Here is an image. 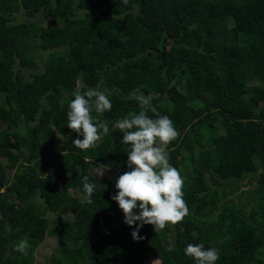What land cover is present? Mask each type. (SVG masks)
<instances>
[{"label":"trees","instance_id":"1","mask_svg":"<svg viewBox=\"0 0 264 264\" xmlns=\"http://www.w3.org/2000/svg\"><path fill=\"white\" fill-rule=\"evenodd\" d=\"M19 11L53 24L15 22ZM35 51L46 56L29 73ZM88 88L110 93L111 111L91 113L110 132L81 151L67 112L72 93ZM137 94L157 111L169 102L159 113L180 133L167 151L186 168L189 215L170 245L166 227L144 225L133 240L110 198L131 150L115 124L139 112ZM247 175L256 178L249 212L211 188ZM83 176L97 185L92 204ZM49 235L57 246L46 264H195L189 243L217 248L215 264H264V0H0V264H33ZM22 239L26 255L15 250Z\"/></svg>","mask_w":264,"mask_h":264},{"label":"clouds","instance_id":"2","mask_svg":"<svg viewBox=\"0 0 264 264\" xmlns=\"http://www.w3.org/2000/svg\"><path fill=\"white\" fill-rule=\"evenodd\" d=\"M123 3L127 4L128 0H123ZM72 96L74 98L68 104L67 127L82 137L73 139L72 144L81 151L89 150L110 132L106 119L97 120L91 115L93 111H111L110 93L99 88H88L83 92L77 90ZM135 99L139 102V112L115 124L122 133L121 143L130 145L131 150L127 153L128 171L118 176L115 181L116 193L110 198L122 211L123 223L135 226L131 232L133 240H141L143 237L138 235L141 227L151 225L157 233L168 224L182 222L189 215V208L184 199L185 181L180 171L169 163L167 151L168 145L180 133L168 115H161L157 111L151 96L137 94ZM106 170L107 165L95 166L98 178ZM81 183L86 202L92 204L96 183L89 182L88 176H83ZM29 248L27 239L15 245V250L25 255ZM172 250L170 247L169 251ZM184 254L193 258L195 264H215L220 259L217 248H205L203 243H189Z\"/></svg>","mask_w":264,"mask_h":264},{"label":"rangeland","instance_id":"3","mask_svg":"<svg viewBox=\"0 0 264 264\" xmlns=\"http://www.w3.org/2000/svg\"><path fill=\"white\" fill-rule=\"evenodd\" d=\"M102 14H107V11L103 10L101 12ZM16 16V20L15 22H26L31 23V22H35L37 24H40L41 26H47L48 24L53 22L49 19V18H45L44 17V12H40L38 13L34 18H27L23 15V13L21 11H19L18 13L15 14ZM35 55H36V65L34 67H32L30 70H28L29 73H37L41 71V62L40 60H42L46 54L45 53H37V51H35ZM127 99L129 100H133L134 98L133 96H126ZM131 101V103L133 104L134 102ZM41 102L43 103V100H41ZM162 106V107H161ZM163 107L170 109V103L167 101H163L160 102L159 107H158V112H160V109H162ZM132 106L130 108V112L132 111ZM47 135L49 137L50 140H56L58 138L57 134L52 130H48L47 131ZM59 139V138H58ZM180 171L181 176L184 178L183 173L186 172V168H179L178 169ZM9 172H6L7 176L9 177L10 174H8ZM257 175H261L260 172L257 173ZM252 176V175H251ZM251 176L247 175V177H245L243 180L241 181H237L236 183L233 181H227L225 180V182L220 181V180H216L217 183L212 184L211 188L217 189L218 194L220 193H225V200L230 201L233 204H237L240 206H245V212H249L251 208L254 207V200H253V195H252V191L255 187V183H256V178L254 179H249ZM104 178L108 177V172L105 171L103 174ZM77 197H79L77 195ZM35 203L37 204V211L38 213L42 214V205H41V200L40 199H36ZM69 213H62L63 216H67ZM44 215L45 219H47V221L49 222V227H51L55 216L49 213H45L42 214ZM178 224H175V226H177ZM167 229H170V231L172 233L170 234H166L165 235V241L166 243H168L169 245L173 243V228L174 225L172 224H168L166 226ZM52 236V237H51ZM56 246H57V238L54 235H49V236H45L44 240L38 245V247L35 249L34 251V262L33 264H46L47 259L49 258V256L54 253L56 251ZM146 264H159L157 261H152V262H147Z\"/></svg>","mask_w":264,"mask_h":264}]
</instances>
